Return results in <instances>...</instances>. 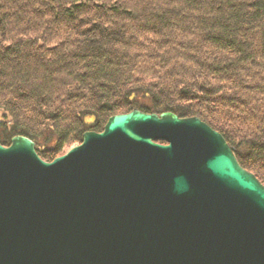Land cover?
<instances>
[{
	"label": "trees",
	"instance_id": "1",
	"mask_svg": "<svg viewBox=\"0 0 264 264\" xmlns=\"http://www.w3.org/2000/svg\"><path fill=\"white\" fill-rule=\"evenodd\" d=\"M132 109L200 118L264 185V0H0V144L50 161Z\"/></svg>",
	"mask_w": 264,
	"mask_h": 264
},
{
	"label": "water",
	"instance_id": "2",
	"mask_svg": "<svg viewBox=\"0 0 264 264\" xmlns=\"http://www.w3.org/2000/svg\"><path fill=\"white\" fill-rule=\"evenodd\" d=\"M0 264H264V185L196 116L115 114L50 161L16 135Z\"/></svg>",
	"mask_w": 264,
	"mask_h": 264
},
{
	"label": "rangeland",
	"instance_id": "3",
	"mask_svg": "<svg viewBox=\"0 0 264 264\" xmlns=\"http://www.w3.org/2000/svg\"><path fill=\"white\" fill-rule=\"evenodd\" d=\"M89 119V118H88ZM71 148V147H70ZM69 150V148L66 150V151H68Z\"/></svg>",
	"mask_w": 264,
	"mask_h": 264
}]
</instances>
